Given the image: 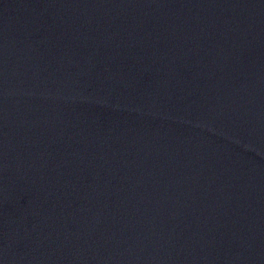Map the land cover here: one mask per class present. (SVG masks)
<instances>
[{
    "label": "water",
    "instance_id": "water-1",
    "mask_svg": "<svg viewBox=\"0 0 264 264\" xmlns=\"http://www.w3.org/2000/svg\"><path fill=\"white\" fill-rule=\"evenodd\" d=\"M0 264H264V0H0Z\"/></svg>",
    "mask_w": 264,
    "mask_h": 264
}]
</instances>
